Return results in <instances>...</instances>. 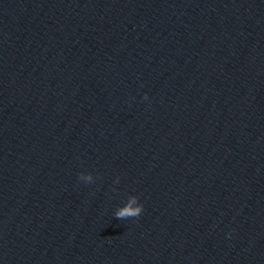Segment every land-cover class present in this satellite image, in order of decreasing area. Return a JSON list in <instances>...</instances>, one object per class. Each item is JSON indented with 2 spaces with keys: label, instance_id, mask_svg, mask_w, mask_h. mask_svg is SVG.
I'll return each instance as SVG.
<instances>
[{
  "label": "water",
  "instance_id": "95a60500",
  "mask_svg": "<svg viewBox=\"0 0 264 264\" xmlns=\"http://www.w3.org/2000/svg\"><path fill=\"white\" fill-rule=\"evenodd\" d=\"M0 264H264V0H0Z\"/></svg>",
  "mask_w": 264,
  "mask_h": 264
},
{
  "label": "clouds",
  "instance_id": "9594fccd",
  "mask_svg": "<svg viewBox=\"0 0 264 264\" xmlns=\"http://www.w3.org/2000/svg\"><path fill=\"white\" fill-rule=\"evenodd\" d=\"M147 99V96L144 97ZM85 178L84 173H80L79 179ZM88 180L92 179V174L89 173L86 177ZM137 197H132L129 204L115 213V217L118 219H127L138 217L143 211V205L140 204L138 207H132V204L136 202Z\"/></svg>",
  "mask_w": 264,
  "mask_h": 264
}]
</instances>
